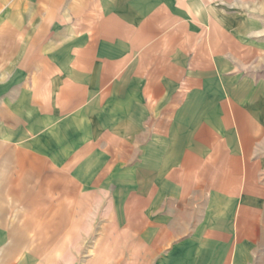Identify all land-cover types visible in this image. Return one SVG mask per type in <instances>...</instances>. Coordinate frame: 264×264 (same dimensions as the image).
I'll return each instance as SVG.
<instances>
[{
	"label": "crops",
	"instance_id": "0c3cea01",
	"mask_svg": "<svg viewBox=\"0 0 264 264\" xmlns=\"http://www.w3.org/2000/svg\"><path fill=\"white\" fill-rule=\"evenodd\" d=\"M64 173L134 196L154 264H255L264 0H0V264Z\"/></svg>",
	"mask_w": 264,
	"mask_h": 264
},
{
	"label": "rangeland",
	"instance_id": "374dc122",
	"mask_svg": "<svg viewBox=\"0 0 264 264\" xmlns=\"http://www.w3.org/2000/svg\"><path fill=\"white\" fill-rule=\"evenodd\" d=\"M86 183L64 173L62 191L53 187L47 196H31V211L25 215L30 226L7 229L11 251L22 246L12 240L28 235V254L13 264H154L152 245L142 237L151 229L141 226L134 196L125 201L124 192L104 194ZM255 264H264V249Z\"/></svg>",
	"mask_w": 264,
	"mask_h": 264
}]
</instances>
